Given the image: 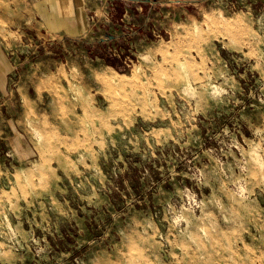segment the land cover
I'll list each match as a JSON object with an SVG mask.
<instances>
[{
	"label": "rangeland",
	"instance_id": "rangeland-1",
	"mask_svg": "<svg viewBox=\"0 0 264 264\" xmlns=\"http://www.w3.org/2000/svg\"><path fill=\"white\" fill-rule=\"evenodd\" d=\"M56 2L0 0V264H264V0Z\"/></svg>",
	"mask_w": 264,
	"mask_h": 264
},
{
	"label": "crops",
	"instance_id": "crops-1",
	"mask_svg": "<svg viewBox=\"0 0 264 264\" xmlns=\"http://www.w3.org/2000/svg\"><path fill=\"white\" fill-rule=\"evenodd\" d=\"M51 4L53 3H45L46 6L42 9L45 12V14L41 12L42 23H46L48 17L51 22L50 28L53 26L55 31H66L73 35H82L88 31L90 24L86 8L87 0H65V2L57 0L56 4L52 6ZM0 53H3L1 49ZM0 68L2 70L8 68V62L1 54Z\"/></svg>",
	"mask_w": 264,
	"mask_h": 264
}]
</instances>
